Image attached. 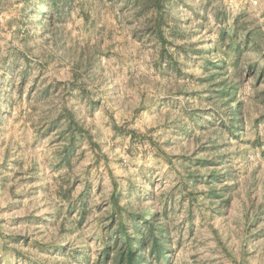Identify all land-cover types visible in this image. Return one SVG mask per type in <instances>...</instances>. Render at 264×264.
Wrapping results in <instances>:
<instances>
[{"label":"rangeland","instance_id":"1","mask_svg":"<svg viewBox=\"0 0 264 264\" xmlns=\"http://www.w3.org/2000/svg\"><path fill=\"white\" fill-rule=\"evenodd\" d=\"M128 237L264 264V0H0V264Z\"/></svg>","mask_w":264,"mask_h":264},{"label":"trees","instance_id":"2","mask_svg":"<svg viewBox=\"0 0 264 264\" xmlns=\"http://www.w3.org/2000/svg\"><path fill=\"white\" fill-rule=\"evenodd\" d=\"M126 240H127L126 241V250H125L126 251V253H125L126 264H137L138 263V257H137V255H135L134 248L130 244L132 240L129 239V237ZM159 240H160V238L155 239L154 245L157 248V250H160V252H162V255H163L162 246L159 244Z\"/></svg>","mask_w":264,"mask_h":264}]
</instances>
